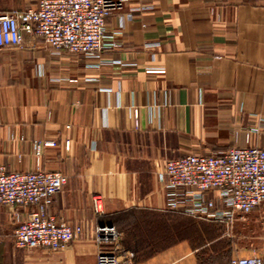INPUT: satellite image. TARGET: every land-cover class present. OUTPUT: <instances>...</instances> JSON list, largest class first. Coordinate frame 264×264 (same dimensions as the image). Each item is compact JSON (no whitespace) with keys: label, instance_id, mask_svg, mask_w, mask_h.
Returning a JSON list of instances; mask_svg holds the SVG:
<instances>
[{"label":"crops","instance_id":"crops-1","mask_svg":"<svg viewBox=\"0 0 264 264\" xmlns=\"http://www.w3.org/2000/svg\"><path fill=\"white\" fill-rule=\"evenodd\" d=\"M38 3L0 0V13ZM107 33L118 45L97 59L56 54L29 31L0 47V163L64 172L50 212L72 224H113L130 210L151 227L185 220L162 246L141 225L124 231L138 264H231L263 252L264 202L229 225L183 215L166 208L159 173L188 153L264 147V0H127ZM25 209L0 204V264H96L90 237L55 252L17 247Z\"/></svg>","mask_w":264,"mask_h":264},{"label":"built area","instance_id":"built-area-1","mask_svg":"<svg viewBox=\"0 0 264 264\" xmlns=\"http://www.w3.org/2000/svg\"><path fill=\"white\" fill-rule=\"evenodd\" d=\"M127 0H39L36 7L0 13V47L17 46L23 31L35 32L53 50L97 59L118 45L107 33V17ZM39 144L36 145L38 147ZM166 188V208L202 219L231 224L264 202V147L248 145L166 159L159 173ZM67 175L60 170H10L0 163V204L26 208L18 213L15 244L26 250L60 251L82 237L97 245L96 264H138L124 247V231L114 224L57 219L50 207L63 191ZM103 210L100 195L94 197ZM54 264H66L62 262ZM231 264H264V251L236 257Z\"/></svg>","mask_w":264,"mask_h":264},{"label":"rangeland","instance_id":"rangeland-1","mask_svg":"<svg viewBox=\"0 0 264 264\" xmlns=\"http://www.w3.org/2000/svg\"><path fill=\"white\" fill-rule=\"evenodd\" d=\"M172 219H177V220L168 222L167 220H165L163 218H159V219H157L155 226H153V227L150 226V223L148 220L147 224L145 226L143 225L141 227H144L148 234L153 235V237H155V238H158L155 240H159V242H157V244H159L158 246H162L163 244L167 243L168 241H170L172 239V235H173L172 229H174L176 232L181 233L182 225L184 224L185 220L183 218H179L176 215L174 217H172ZM134 228L136 229L135 225L130 227V229L132 231ZM120 230H122V229H120ZM133 256H134V258L136 257V255H133ZM139 256H141V255H139Z\"/></svg>","mask_w":264,"mask_h":264},{"label":"trees","instance_id":"trees-1","mask_svg":"<svg viewBox=\"0 0 264 264\" xmlns=\"http://www.w3.org/2000/svg\"><path fill=\"white\" fill-rule=\"evenodd\" d=\"M184 215L183 212H180ZM186 215V214H185ZM194 217V216H193ZM197 218V217H196ZM169 220H171V217L169 216ZM147 224V218L145 214L140 210H130L126 212H121L116 215V219L114 221V225H116L119 229H122L125 231L126 235H128V230H131L130 227L133 225H136V228H140L139 226L144 224V226ZM135 229V228H134ZM133 229L132 235H135V230ZM158 239L154 237V240ZM164 243V242H163ZM159 244H156L155 246H158ZM126 249L131 250L133 252V255H136L137 252L132 249L129 246H125ZM140 256L136 255L134 258L135 261L139 260Z\"/></svg>","mask_w":264,"mask_h":264}]
</instances>
